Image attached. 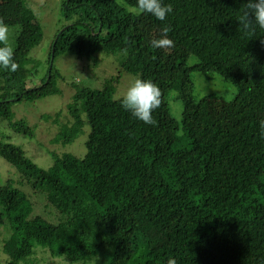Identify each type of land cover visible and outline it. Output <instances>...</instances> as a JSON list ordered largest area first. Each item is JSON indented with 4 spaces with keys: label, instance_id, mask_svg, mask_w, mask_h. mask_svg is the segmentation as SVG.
<instances>
[{
    "label": "trees",
    "instance_id": "trees-1",
    "mask_svg": "<svg viewBox=\"0 0 264 264\" xmlns=\"http://www.w3.org/2000/svg\"><path fill=\"white\" fill-rule=\"evenodd\" d=\"M18 2L13 13L11 0H0L19 65L16 72L0 67V123L35 137L26 120H14L11 104L61 93L53 60L69 50L113 56L118 73L156 83L163 102L155 126L138 120L115 96L117 74L101 87L75 85L70 119L60 121L63 110L53 117L55 140L65 145L89 125L84 155L50 151L45 168L21 146L0 142V156L21 178L0 180V264L37 263L39 252L82 263L100 256L103 264H167L170 257L177 264H264V29L239 28L246 0H163L173 8L164 21L139 14L136 0H65L67 14L78 18L58 31L40 78L23 54L36 15ZM150 24L160 32L171 27V52L152 47ZM196 72L219 74L234 96L196 95ZM28 73L36 85L28 86ZM171 92L182 101L181 119ZM22 184L44 196L45 211H34Z\"/></svg>",
    "mask_w": 264,
    "mask_h": 264
},
{
    "label": "rangeland",
    "instance_id": "rangeland-1",
    "mask_svg": "<svg viewBox=\"0 0 264 264\" xmlns=\"http://www.w3.org/2000/svg\"><path fill=\"white\" fill-rule=\"evenodd\" d=\"M27 6L32 8L36 17L30 24V37L28 46L24 47L23 54L25 59H30L25 62V66L32 72H37V77H41L45 71L44 62L48 58L49 51L53 40L58 31L63 29L64 25H70L74 18H78L77 11H68L67 14L64 1L65 0H24ZM18 0H11L8 9L13 13L19 12ZM83 9L79 11L82 13ZM72 18V20H71ZM71 20V21H70ZM140 21L144 23L141 17ZM86 23V22H85ZM15 30V27H13ZM17 30V27H16ZM149 31L159 38L161 32L153 24H150ZM17 32V31H16ZM170 38V37H169ZM171 39V38H170ZM168 52L172 51V47L165 48ZM103 58V60H102ZM54 61L55 70L60 73L58 78V87L62 90L59 94H52L36 100L21 99L13 101L11 109L14 114V120L24 119L36 130L34 138L24 136L12 130L9 122L4 120L0 123V142H11L21 146L27 156H29L39 166L48 168L52 165L53 159L50 151H57L60 154L71 152L78 156H82L86 152L85 142L89 125L86 124L84 132L75 139L74 142L63 144L55 139L60 131L59 125L53 122L55 113L63 110L60 121L66 122L70 119L67 109V104L74 92L75 85H84L91 87H101L105 79L114 75H120V81L117 83L115 96H123L127 87L138 78L136 75L122 72L118 73V62L113 56H107L102 52L96 53L94 56L79 57L72 51L59 53ZM191 62L196 61V57L192 56ZM28 86L36 85L39 80L34 77V74H27ZM195 93L203 96L212 92L220 93L226 99H230L235 94V88L232 84L224 80L219 74H213L210 78L208 75L200 72L194 73ZM169 101L173 115L181 119L183 104L182 101L176 98V93L169 94ZM45 115H51L52 119H47ZM17 168L0 156V180L2 182L9 178H14L19 184L21 180ZM28 193L29 200L33 203L34 211L42 213L45 211L46 200L44 196L34 191L28 186H23ZM30 194V195H29ZM50 208H48L49 210ZM2 232L0 231V238ZM42 249V246L38 247ZM37 256H41L42 260L37 263L30 264H103L102 258L96 257L91 260L82 262L73 261L63 256L51 257V254L39 252ZM34 261V260H31ZM26 262H22L25 264Z\"/></svg>",
    "mask_w": 264,
    "mask_h": 264
},
{
    "label": "clouds",
    "instance_id": "clouds-1",
    "mask_svg": "<svg viewBox=\"0 0 264 264\" xmlns=\"http://www.w3.org/2000/svg\"><path fill=\"white\" fill-rule=\"evenodd\" d=\"M136 9L139 14L148 13L156 19L164 21L173 11L171 4L163 0H136ZM239 28L250 34L259 29H264V0H246L243 11L238 17ZM171 27L165 25L161 29V36L151 41L153 48H170L174 46L173 40L168 37ZM10 26L0 17V67L16 72L18 63L13 59L14 48L9 42ZM264 45V40L261 41ZM160 87L151 80L136 78L127 87L120 98L121 106L145 124L155 126L157 121L153 117L154 110L158 109L163 100ZM260 135L264 137V120L260 121ZM167 264H177L174 258H169Z\"/></svg>",
    "mask_w": 264,
    "mask_h": 264
}]
</instances>
